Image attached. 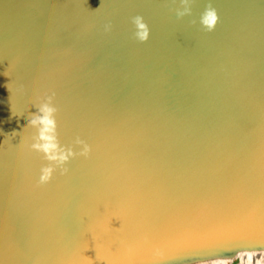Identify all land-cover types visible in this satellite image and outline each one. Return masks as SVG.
<instances>
[{"label": "water", "instance_id": "obj_1", "mask_svg": "<svg viewBox=\"0 0 264 264\" xmlns=\"http://www.w3.org/2000/svg\"><path fill=\"white\" fill-rule=\"evenodd\" d=\"M49 95L63 164L28 147ZM262 248L264 0H0V264Z\"/></svg>", "mask_w": 264, "mask_h": 264}, {"label": "clouds", "instance_id": "obj_2", "mask_svg": "<svg viewBox=\"0 0 264 264\" xmlns=\"http://www.w3.org/2000/svg\"><path fill=\"white\" fill-rule=\"evenodd\" d=\"M215 13L214 11H207L202 19V22L211 28L215 23ZM137 25L140 31L138 36L140 39L147 38V29L143 23H140L139 18H137ZM107 30V27H106ZM36 111L34 113L28 114V122L25 126H29L35 130L31 137L28 147L37 152L43 153L45 159L48 161H54L57 164L65 163L69 157L73 156L75 153L71 148L64 149L59 145L56 135V107L52 103V96H46L41 102L35 104ZM13 109V108H12ZM19 113L24 115L25 112H16L13 109V114ZM21 129H13L11 133H20ZM78 143H82L77 141ZM88 151V146L84 145L81 150V154ZM53 171L51 164H48L41 169V174L39 177V182L43 183L50 179Z\"/></svg>", "mask_w": 264, "mask_h": 264}, {"label": "bare ground", "instance_id": "obj_3", "mask_svg": "<svg viewBox=\"0 0 264 264\" xmlns=\"http://www.w3.org/2000/svg\"><path fill=\"white\" fill-rule=\"evenodd\" d=\"M185 264H264V248L241 249L232 257H218Z\"/></svg>", "mask_w": 264, "mask_h": 264}]
</instances>
